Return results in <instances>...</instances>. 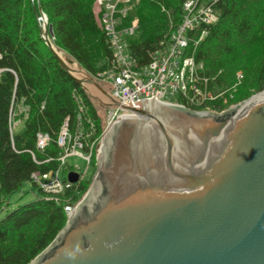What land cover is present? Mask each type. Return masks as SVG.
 <instances>
[{
	"label": "water",
	"instance_id": "1",
	"mask_svg": "<svg viewBox=\"0 0 264 264\" xmlns=\"http://www.w3.org/2000/svg\"><path fill=\"white\" fill-rule=\"evenodd\" d=\"M34 12L96 108L130 114L106 131L89 190L30 264H264V90L221 113L155 97L121 103L55 46L40 5Z\"/></svg>",
	"mask_w": 264,
	"mask_h": 264
},
{
	"label": "trees",
	"instance_id": "2",
	"mask_svg": "<svg viewBox=\"0 0 264 264\" xmlns=\"http://www.w3.org/2000/svg\"><path fill=\"white\" fill-rule=\"evenodd\" d=\"M186 2L139 0L121 16V29L138 19L134 33L124 36L138 68L148 65L168 43L182 22ZM38 5L47 16L55 46L90 75L96 77L112 64L95 0H0V205L25 182H32L34 172L57 169L61 150L56 140L65 120L71 134L78 129L80 116L84 125L87 119L95 123L97 137L103 128L102 112L59 66L41 38L34 12ZM213 8L218 20L205 26L207 36L193 52L203 63L213 92L224 93L230 106L264 90V0H216ZM205 107L218 112L226 108L221 100ZM12 121L24 122V130L14 133ZM39 133L50 137L43 150L37 148ZM93 164L95 168L96 161ZM90 184L85 180L77 193L72 186L63 197L76 203ZM34 186L39 196L0 220V264H30L67 223L64 203L54 202Z\"/></svg>",
	"mask_w": 264,
	"mask_h": 264
},
{
	"label": "built area",
	"instance_id": "3",
	"mask_svg": "<svg viewBox=\"0 0 264 264\" xmlns=\"http://www.w3.org/2000/svg\"><path fill=\"white\" fill-rule=\"evenodd\" d=\"M138 1L95 0L99 10L100 25L109 39L112 50L111 66L99 73L95 79L107 85L111 94L121 103L131 101L133 106L138 102L151 101L154 97L152 101L179 105L196 111L212 110L205 106L219 100L226 106L225 110L237 105L228 106L229 102L224 98V93L213 92L208 79L204 76V65L195 59L193 52L207 36L205 26L212 25L218 20L213 8L216 0H210L207 4L187 0L183 6L184 15L181 24L172 31L165 47L153 55L152 61L142 68L136 66L124 41V36L132 35L137 29L138 19L135 18L128 28H119L121 16L125 17ZM240 79L241 75L238 74L237 80ZM181 99L185 102H179ZM79 110L80 114H84L82 105L79 106ZM127 114L130 113L120 108L106 109L99 137L96 136V125L91 119H87L84 125L80 116V125L74 134L70 133L68 120H65L56 140L61 150L57 158V169L48 173L38 171L31 175L32 182L46 192L50 199L58 204L64 203V211L68 218L76 210V204L80 199L73 203L70 198L63 197L64 193L72 186H76L77 193L78 187L86 180L89 166L97 161L100 155L106 131ZM11 116L14 117V114L12 113ZM17 124L12 121L11 130ZM49 142L50 137L47 134L37 135L38 149L43 150ZM70 156H78L88 163L85 172H76L78 174L76 183H70L67 177L64 180L59 178V170ZM51 174L54 175V180L48 181Z\"/></svg>",
	"mask_w": 264,
	"mask_h": 264
},
{
	"label": "rangeland",
	"instance_id": "4",
	"mask_svg": "<svg viewBox=\"0 0 264 264\" xmlns=\"http://www.w3.org/2000/svg\"><path fill=\"white\" fill-rule=\"evenodd\" d=\"M98 82L101 85H103L104 88L108 89L107 85H104L100 81H98ZM230 108H227V110ZM190 110H192V109H190ZM192 111H196V110H192ZM197 111H199V112L212 111L215 113H221V112H216L213 110H197ZM222 112H224V111H222ZM102 115L104 118L105 111L102 112ZM24 128H25V123L21 122L14 127L13 132L16 134L20 133L24 130ZM93 163L89 166L88 171L86 173V181L92 182L93 177L96 173L95 168H97V167L94 168ZM87 167H88V163L84 159H82L78 156H70L67 158L66 164L60 168L59 178H60V180H64L67 177L70 170L83 173V172H85ZM53 180H54V175L53 174L49 175L48 181H53ZM90 186H91V184H90ZM90 186H89V188H90ZM89 188L85 191V193L81 196V198L86 194V192L89 190ZM39 194H40L39 189L36 186H34V184L31 181L25 182L20 187V189L18 191H16L15 193H13L12 195L9 196V198L7 199V201L5 203L0 205V220L2 218H4V216L7 214V212L14 210L15 208H17L20 205H24L26 203H29V202L35 200L37 198V196H39Z\"/></svg>",
	"mask_w": 264,
	"mask_h": 264
},
{
	"label": "bare ground",
	"instance_id": "5",
	"mask_svg": "<svg viewBox=\"0 0 264 264\" xmlns=\"http://www.w3.org/2000/svg\"><path fill=\"white\" fill-rule=\"evenodd\" d=\"M43 23V20L41 21V24ZM157 105V104H156ZM151 107H154L153 105L151 106ZM204 112H212V111H204ZM132 117H134V116H127V118H132ZM137 117V116H136ZM135 117V118H136ZM137 118H139V117H137ZM103 149V148H102ZM100 152H101V148H100Z\"/></svg>",
	"mask_w": 264,
	"mask_h": 264
}]
</instances>
